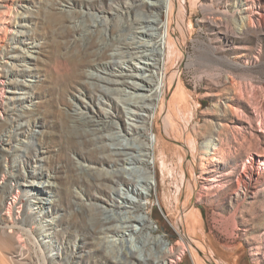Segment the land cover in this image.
<instances>
[{
    "label": "rangeland",
    "instance_id": "obj_1",
    "mask_svg": "<svg viewBox=\"0 0 264 264\" xmlns=\"http://www.w3.org/2000/svg\"><path fill=\"white\" fill-rule=\"evenodd\" d=\"M21 1L23 8L0 0V80L10 82L0 89V123L10 120L0 138L11 144L0 153V264H153L152 231L175 247L170 264H264V0H179L185 51L181 57L168 46L160 64L182 69L171 135L183 137L189 156L177 138H164L160 117L149 118L146 133L158 142L147 176L153 172L157 182L137 183L142 198L113 181L123 166L110 149L136 144L124 137L135 125L128 96L97 76L133 80L92 60L136 63L113 40L132 39L127 13L145 17L151 9L140 0ZM17 9L24 26L15 24ZM154 14L168 35L169 11ZM102 121L109 126L92 131ZM210 138L218 149L204 154ZM9 161L16 181L7 176ZM31 172L51 177L32 179ZM33 184L51 193L42 211L32 206L37 192L25 191ZM123 197L143 206L136 215L150 229L127 230V210L116 206ZM41 224L49 227L44 236ZM128 234L137 251L129 260Z\"/></svg>",
    "mask_w": 264,
    "mask_h": 264
},
{
    "label": "bare ground",
    "instance_id": "obj_2",
    "mask_svg": "<svg viewBox=\"0 0 264 264\" xmlns=\"http://www.w3.org/2000/svg\"><path fill=\"white\" fill-rule=\"evenodd\" d=\"M140 1L141 3L139 4L146 5L147 7H149L151 9V13L153 12V15L150 13L146 15L145 17H141L138 14L130 18V13H127L126 18L129 20L130 28H132L133 30V31L131 30L133 34L132 39L130 41H124V42L120 40H113L114 41L113 46H118L119 48H126L127 53L129 54L131 53V57L136 58V63H132L130 61L124 62L123 64H118V63L113 64L111 62H106V61L104 63L101 59L99 60V58L92 60L93 63L90 62L92 63V67H95V68L104 67V69H108V70L111 69V72L113 73L117 71L121 72V74L126 73V75L128 76L127 78H130L133 80L132 82H130L128 81V79L126 80L122 77H116L115 79H112L110 77H104L100 75L97 76L98 79H100L103 82H106L107 84L111 83V84L121 85V87H124V88L123 90H119L120 93L124 92L125 95L128 96L127 98H125V104H127L130 107L129 114L132 120L135 122V125L131 127H125L124 137L128 136L132 140L136 141V144L120 142L119 145L121 147H114V149L112 150L110 149L111 151L110 157L114 159L116 163L121 162V165L123 166L121 170V175L118 176L117 180L113 179V181L117 182L118 185H121V184L124 185L127 188L126 190L131 191L138 198H142L144 196V193L138 188L137 183L138 184L142 183V186L146 185L148 186V188H152L156 185V182H157L155 174L153 172H152L153 175L151 176V178L147 176L148 174L147 170H149L148 160H149V157L152 155L153 147H155L156 145L155 142L156 143L158 142L156 135L153 134V137H151L148 133H146V130H148L147 120L149 118L152 117L154 118V120H156V118L160 117L162 120L161 130H162V135L164 136V138L168 139L169 137L171 138L173 137V140L177 138L176 144L180 148V151H182L185 158H188L189 156L188 155L189 148L187 147L186 141L183 139V137L179 138L181 137L180 135L179 137H175L174 135L173 136L171 135L172 129L174 128V126H176V120H175L176 116L172 108H173V103L177 102L174 100L176 98L175 96H178V94L180 93L182 89V80H181V70L182 69H181L180 64L172 68H168L166 64L164 65V67H162L160 64V62L163 59H166L165 56L168 50V46L171 45L172 47H174L175 51L178 50V53L181 54V57L185 51L184 50L185 49V39L183 35V29H184L183 10L181 9L179 0H140ZM22 2L23 1L18 0L17 4L18 6L20 5L23 8L25 6L23 5ZM129 5H132V4L129 3ZM162 9H167L169 11V23H168L169 34L168 35L162 34V25H161L162 18L160 19L158 16L154 14L157 10L161 11ZM25 12H29V9L25 8ZM16 15H18V18L15 19V24L18 26H24V21H25L24 16L25 15L23 13L20 14L19 9H17ZM60 20H62L61 17H60ZM100 20L103 24V22L107 20V17L106 18L101 17ZM64 21H65V18H64ZM60 26H59V29L57 28L58 30H60ZM64 29L65 28H63V30ZM13 38H16V37H13ZM160 42L161 44H159ZM95 52L97 53V50ZM122 52L126 53L125 50H123ZM93 55L95 56V54ZM5 56L7 58L10 57L12 59H17L14 55H11L8 52ZM114 67H118L119 70H114ZM126 68H129V69L127 70ZM68 72L72 73V69L70 68ZM8 84H10L8 80H0V85H2V87L0 88L1 91L5 90L6 87H10L8 86ZM117 89H120V88H117ZM127 89H129V91H127ZM83 117L85 119H89L88 118L89 116H87L86 114L82 115V118ZM8 118H6V121H4V123L3 122L0 123L1 131L2 129H5L7 126H9L10 120ZM93 120L94 119L87 120L86 121L87 125H90V123ZM98 124H94V125H98ZM107 125L109 126L108 123L104 122L102 125H98L97 127L94 126L95 128H92V127L91 128H92V131H96L100 128L107 127ZM177 130H179V127ZM5 145H7L9 149L11 148V144L9 143V141L0 138V153L1 151L5 149L4 148ZM128 145H130L131 147H128ZM218 145H219L218 139L210 138L202 145L201 147L202 153L207 154L209 150H216L218 149ZM128 148L131 149L132 151L131 153L126 152ZM15 162H17V160ZM187 164L188 166H190V162L188 160H187ZM9 168L10 169L7 175L8 178H10V180H13V181L18 180L20 175H17L13 171L14 170L13 164L10 161H9ZM125 173H130L134 175L135 179L134 180L127 179L124 176ZM44 176H48V179L51 177V175L49 176V174L45 172H41V173L31 172L28 175V177L32 179L38 178V177L43 178ZM8 181H6L5 183H7ZM3 187L5 188L6 186L4 185ZM40 189H41V185H36V184L30 185V187L25 189V191L28 190L29 192H37L38 196L36 199L33 200V203H32L33 208L37 212L44 210L46 206H48V204L50 203L49 197L51 193L46 192V191L44 192V190H40ZM115 193L119 195V197H122L118 189L115 190ZM14 198L16 200L17 196H15ZM123 202L125 203L123 206H120V205H116V206L119 209L122 207L127 210L126 212L127 214H125L124 217H121V218H125V220H127L128 218L127 223L129 222L130 224L126 225L127 230L136 232L137 230H142L144 228L150 229L149 219L146 217H139L138 215H136V212H139L143 206L141 204H138L135 200L129 199L128 197H123ZM32 217L34 218L35 221L38 220L36 215ZM135 223L138 225H136ZM41 229L42 231L40 233L41 235L44 236L45 233L46 234L48 233L49 227H46L44 224H41ZM10 232H13V231L11 230ZM152 232L148 234L149 241H150V244H153L154 246H156L157 251L154 253L153 257L147 258V262L148 260H151L153 264H170V262L174 261L172 256L175 253V250H176L175 247L173 245H169V244L167 245L164 237L156 236ZM128 235L130 236L128 238L126 237L127 239L125 238L126 241H124L125 243L127 242L126 248L128 249V252H127L128 254L126 253L127 255L126 254L125 255L127 256V258L129 254L131 255V257H135V256L137 257V251L132 249L133 243H134V240L130 238L132 235L131 234H128ZM120 242H122L121 239H119V243ZM19 246L23 247L21 246V243ZM48 262L49 260L44 259L45 264H48Z\"/></svg>",
    "mask_w": 264,
    "mask_h": 264
}]
</instances>
